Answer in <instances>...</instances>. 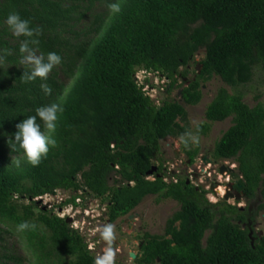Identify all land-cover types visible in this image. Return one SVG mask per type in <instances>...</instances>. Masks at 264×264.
Wrapping results in <instances>:
<instances>
[{"label": "trees", "instance_id": "1", "mask_svg": "<svg viewBox=\"0 0 264 264\" xmlns=\"http://www.w3.org/2000/svg\"><path fill=\"white\" fill-rule=\"evenodd\" d=\"M109 3L120 11L111 13ZM10 11L41 29L37 54L62 56L45 81L49 95L39 79L20 82L26 66L4 23ZM0 57V264H94L85 237L38 205L57 190L72 193L58 207L80 206L83 193L99 199L109 222L147 195L175 201L163 234L141 236L137 264H264V235L251 233L246 209L209 203L185 178L164 180L160 148L188 132L184 105L198 104L201 85L217 77L232 91L216 90L194 130L206 135L210 123L231 117L211 157L236 162L239 190L247 200L258 193L256 209L264 211V107L248 106L237 90L254 69L264 78V0H0ZM138 70L164 78L166 93L179 88V101L154 104ZM51 103L63 108L57 145L32 167L6 141L18 122ZM180 148L190 161L198 153L182 139Z\"/></svg>", "mask_w": 264, "mask_h": 264}, {"label": "rangeland", "instance_id": "2", "mask_svg": "<svg viewBox=\"0 0 264 264\" xmlns=\"http://www.w3.org/2000/svg\"><path fill=\"white\" fill-rule=\"evenodd\" d=\"M90 18L91 16L87 17L86 20H90ZM76 27L81 29L80 25ZM201 57L202 52L197 53L195 61L200 60ZM192 70L193 67L192 69L190 67L187 79L193 78ZM135 78L139 84L143 85L149 97L154 100V104L159 105L161 100L165 98L179 101V88L175 87L170 93H166V81L164 78H159L157 74H146L144 71L138 70L135 73ZM144 79H147V81L145 82ZM219 87H224L229 92L232 91L217 77H213L208 82L201 85V99L198 104L194 106L184 105L189 128L187 133H191L198 137V142H190L188 147L192 149L197 146L199 155L204 152L211 153L215 141L231 125V117H228L221 122L210 123L209 131L206 135L197 134L194 130L195 126L205 122V107L211 101ZM237 90L241 92L243 101L248 106L252 107L260 103L264 107V78L259 69H254L251 80L247 84L238 87ZM160 146L161 150L165 149V154L162 157L164 161H166L165 167L167 173L168 170H170L174 177L178 176L180 178H185L194 186L201 185L206 191L205 195L207 200L210 201L211 193L208 192L211 182L216 180L215 174L211 171L210 175H206L204 169L207 166L203 165L201 166L202 170L199 171L192 168V166L185 167V157L183 155H179L176 158L174 157L173 153H177L179 150L178 143L174 141V139L170 140L169 147L166 146L165 142H161ZM199 158L200 157L197 156L193 161L195 167L200 163ZM220 161L217 164L221 163ZM226 162L229 163L230 166L236 165V162L233 160H227ZM213 169L214 167L212 170ZM235 174L237 175L236 169L234 171V175ZM235 176L232 178L233 181L237 178ZM221 192L224 193L225 190L221 188ZM78 193L82 194L81 192ZM71 195L72 193L70 191L57 190L54 195H44L42 198H39V200L37 199V203L41 207L52 210L57 216L68 219L69 225L73 229L78 230L85 237L87 247L94 253L95 257L103 254L109 247L112 248L115 253V264H137L135 259L137 255H139V236L142 234L141 231L153 235H162L167 219L179 208V205L173 200L163 199L157 202L156 196L147 195L143 197L141 202L129 214L134 216V219H129V215H127L119 217L114 222H109L105 214L104 204H102L99 199L93 198L91 195L85 193L82 195L83 198L76 199V203L81 204L80 206L77 205L73 207L68 204L58 207L61 202L69 199ZM218 199L219 198L216 197L213 204L219 203L220 201ZM260 201V197L257 193L252 200L242 199L237 202L234 201L233 198H229L226 204L238 208L243 207L244 210L246 209V215L250 219V222L246 223V225L250 224L251 233L264 235V211H258L256 209ZM107 224L113 225L114 239L111 243L106 242L100 234L101 229ZM242 227H244L243 224ZM130 254H133L134 257H130Z\"/></svg>", "mask_w": 264, "mask_h": 264}, {"label": "clouds", "instance_id": "3", "mask_svg": "<svg viewBox=\"0 0 264 264\" xmlns=\"http://www.w3.org/2000/svg\"><path fill=\"white\" fill-rule=\"evenodd\" d=\"M107 6L111 13L120 11V6L117 3H109ZM4 23L11 35L20 41L18 47L20 63L26 66L20 76V82L27 84L39 79L41 81L40 89L44 95L51 94L52 89L45 81H47L49 73L62 63V56L57 52L37 54L41 29L34 26L30 19L23 17L19 12L10 11L5 17ZM4 54H10L9 50L5 49ZM144 73L148 74L145 71ZM143 90L146 91L144 88ZM62 111V106L57 103L35 108L34 115L25 117L15 125L16 130L12 134V138L6 141L10 150L14 153H21L25 163L32 167L38 166L41 160L47 156L50 148L57 145L54 134L58 114ZM181 139L185 146L190 142H198V137L191 133H185ZM15 163L17 167L20 165L19 160H16ZM39 198L37 199L39 200ZM209 203L213 204L214 202ZM19 227L25 228L27 224H21ZM100 234L106 242L111 243L114 239L113 225H105ZM94 264H115V253L112 248L109 247L103 254L96 256Z\"/></svg>", "mask_w": 264, "mask_h": 264}, {"label": "flooded vegetation", "instance_id": "4", "mask_svg": "<svg viewBox=\"0 0 264 264\" xmlns=\"http://www.w3.org/2000/svg\"><path fill=\"white\" fill-rule=\"evenodd\" d=\"M174 139V141H176L178 143L179 146V150L177 151V153H173L174 157H178L179 155H183L185 157V167L187 166H192V168L197 169V171L202 170L201 166H207L204 169L205 174H211L212 173L215 174L216 176V180L211 182L210 184V188H209V192L212 195H214L215 197L219 198L218 200L221 201H227L229 198H233L234 201H239V200H244L246 199L245 195L239 190V186L236 183V179L233 181V177L236 175H234V171L236 169L237 172V165H234L231 169H230V165L229 163H227V160H219L221 163L217 164L219 161H216L214 159H212L211 157V153L210 152H204V153H200L201 155H199V152L194 156L193 160L190 161L189 159L186 158V156L181 152L182 150H180L181 147V139L179 138H175V137H166L162 140V142H165L166 146L169 147L170 146V140ZM174 143V142H173ZM172 144V143H171ZM161 154L162 156L165 154V149L161 150ZM200 157V163L198 166H194L193 161L195 160L196 157ZM164 160V159H163ZM165 163L166 161H163V167L165 169ZM223 166L224 167V173H220L219 171V167ZM214 167V169L212 170V168ZM219 175H223L222 179H219ZM238 175V173H237ZM236 177V176H235ZM227 179V180H226ZM187 180V179H186ZM188 181V180H187ZM189 183V182H188ZM222 185V186H221ZM199 187L203 188L201 185H198ZM220 187H224L223 189L225 190V194L223 196H220V192L221 189ZM225 195H229L227 199H224ZM240 210H243V207H239ZM132 212V211H131ZM130 212V213H131ZM130 213H128L127 215H129ZM125 215V216H127ZM129 219H134V216L129 215L128 216ZM141 235L139 236L140 239V244L142 243V235L146 232L141 231ZM153 235V234H151ZM139 244V246H140ZM154 264H159L158 260H156V263Z\"/></svg>", "mask_w": 264, "mask_h": 264}, {"label": "built area", "instance_id": "5", "mask_svg": "<svg viewBox=\"0 0 264 264\" xmlns=\"http://www.w3.org/2000/svg\"><path fill=\"white\" fill-rule=\"evenodd\" d=\"M234 165H231L230 166V169L233 167ZM234 168V167H233ZM165 178H164V180H166L167 181V178L168 179H171L172 178V180L173 181H175V177H174V175L172 174V172L170 171V170H168V173H167V169H166V167H165ZM222 177H223V175H219V179H222ZM149 179H152L151 177H148ZM227 180V179H226ZM222 186V185H221ZM222 187H220V189H221ZM224 188V187H223ZM223 192H220V196H223ZM215 196L214 195H212L211 194V197H210V201L209 202H215Z\"/></svg>", "mask_w": 264, "mask_h": 264}, {"label": "water", "instance_id": "6", "mask_svg": "<svg viewBox=\"0 0 264 264\" xmlns=\"http://www.w3.org/2000/svg\"><path fill=\"white\" fill-rule=\"evenodd\" d=\"M198 68H199V66L196 65V69H198ZM154 170H155V167H151V168L147 171L146 174H147V175H151V174L153 173ZM219 171H220V173H224V171H225V170H224V167H223V166H220V167H219ZM186 183H188V181H186ZM228 196H229V195H225V196H224V199H227ZM66 220H67V222H69L68 219H66ZM130 257L133 258L134 255H133V254H130Z\"/></svg>", "mask_w": 264, "mask_h": 264}]
</instances>
